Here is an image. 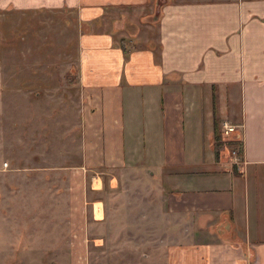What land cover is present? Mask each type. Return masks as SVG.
<instances>
[{
    "label": "crops",
    "instance_id": "obj_1",
    "mask_svg": "<svg viewBox=\"0 0 264 264\" xmlns=\"http://www.w3.org/2000/svg\"><path fill=\"white\" fill-rule=\"evenodd\" d=\"M0 10L72 14L81 168L126 164L161 180L178 237L166 264H264V0H0ZM216 110L238 126L237 157L216 160Z\"/></svg>",
    "mask_w": 264,
    "mask_h": 264
},
{
    "label": "rangeland",
    "instance_id": "obj_2",
    "mask_svg": "<svg viewBox=\"0 0 264 264\" xmlns=\"http://www.w3.org/2000/svg\"><path fill=\"white\" fill-rule=\"evenodd\" d=\"M71 15L0 10V264H166L161 180L81 168Z\"/></svg>",
    "mask_w": 264,
    "mask_h": 264
},
{
    "label": "trees",
    "instance_id": "obj_3",
    "mask_svg": "<svg viewBox=\"0 0 264 264\" xmlns=\"http://www.w3.org/2000/svg\"><path fill=\"white\" fill-rule=\"evenodd\" d=\"M214 150H215L216 160H219L221 158L223 151H227L231 154L232 151L238 150L239 154H241L240 141L235 139L233 137V134L226 135L224 133L221 124L219 122L217 110L215 111V121H214Z\"/></svg>",
    "mask_w": 264,
    "mask_h": 264
},
{
    "label": "built area",
    "instance_id": "obj_4",
    "mask_svg": "<svg viewBox=\"0 0 264 264\" xmlns=\"http://www.w3.org/2000/svg\"><path fill=\"white\" fill-rule=\"evenodd\" d=\"M222 129L226 135H231L238 130V126L226 120L222 123ZM232 155L237 157V150L232 151Z\"/></svg>",
    "mask_w": 264,
    "mask_h": 264
}]
</instances>
